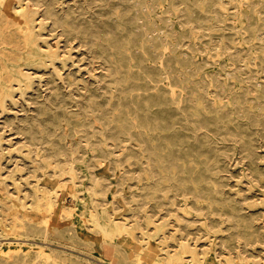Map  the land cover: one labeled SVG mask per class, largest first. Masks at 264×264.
I'll return each instance as SVG.
<instances>
[{
  "label": "rangeland",
  "instance_id": "374dc122",
  "mask_svg": "<svg viewBox=\"0 0 264 264\" xmlns=\"http://www.w3.org/2000/svg\"><path fill=\"white\" fill-rule=\"evenodd\" d=\"M0 264H264V0H0Z\"/></svg>",
  "mask_w": 264,
  "mask_h": 264
},
{
  "label": "bare ground",
  "instance_id": "6f19581e",
  "mask_svg": "<svg viewBox=\"0 0 264 264\" xmlns=\"http://www.w3.org/2000/svg\"><path fill=\"white\" fill-rule=\"evenodd\" d=\"M52 204V203H51Z\"/></svg>",
  "mask_w": 264,
  "mask_h": 264
}]
</instances>
